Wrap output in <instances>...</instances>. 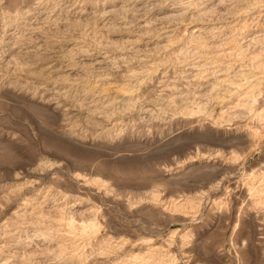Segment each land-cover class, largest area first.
Wrapping results in <instances>:
<instances>
[{
	"label": "rangeland",
	"instance_id": "obj_1",
	"mask_svg": "<svg viewBox=\"0 0 264 264\" xmlns=\"http://www.w3.org/2000/svg\"><path fill=\"white\" fill-rule=\"evenodd\" d=\"M0 264H264V0H0Z\"/></svg>",
	"mask_w": 264,
	"mask_h": 264
},
{
	"label": "bare ground",
	"instance_id": "obj_2",
	"mask_svg": "<svg viewBox=\"0 0 264 264\" xmlns=\"http://www.w3.org/2000/svg\"><path fill=\"white\" fill-rule=\"evenodd\" d=\"M249 102H250V101H249ZM240 104H242V102H241ZM247 104H248L247 101H244L242 105H239V103H238V105H239L240 107L243 106V108H248V107L250 106V104H249V105H247ZM239 106H238V107H239ZM236 107H237V105H236ZM240 107H239V108H240ZM248 109H249V108H248ZM241 111H242V109H241ZM241 111H240V112H241ZM260 114H261V113H260ZM234 115H235V114H234ZM228 116H229V115H228ZM236 119H238V116H237ZM236 121H237V120H236ZM238 127H239V126H238ZM243 132H244V131H243ZM83 231H84V230H83ZM41 241H42V239H41Z\"/></svg>",
	"mask_w": 264,
	"mask_h": 264
}]
</instances>
